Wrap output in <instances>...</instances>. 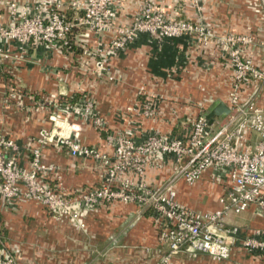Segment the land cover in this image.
Wrapping results in <instances>:
<instances>
[{
    "label": "crops",
    "instance_id": "crops-1",
    "mask_svg": "<svg viewBox=\"0 0 264 264\" xmlns=\"http://www.w3.org/2000/svg\"><path fill=\"white\" fill-rule=\"evenodd\" d=\"M40 1L49 2L18 0L22 7L29 4L32 6ZM134 1H125L126 7L125 10H121L118 23L130 22L124 18L125 16L129 18V15L138 9ZM155 2L163 5L167 3L171 11H179L180 15L183 14L185 17L191 16L208 21L215 33L252 34L258 43H264V0H204L201 11L189 9L183 0ZM0 22H10L9 0H0ZM111 35L112 32H109L107 37ZM246 52L261 65V53L257 46L250 47ZM80 54V51L70 53L67 50H60L52 44L33 45L27 51H20L14 46L12 56L0 63V136L9 135L17 140L21 147L18 156L21 169L30 168L31 153L27 145L36 146L38 143H33L32 139L38 135L41 128H50L52 125L49 117L53 112L54 102L51 99L57 96L76 99L81 94H91L98 98L100 110L105 112L104 114H110L112 134L120 133L126 127L132 126L133 134L138 140L149 133L178 135L192 118L201 112L208 114L219 102H225L230 107L234 71L225 49L205 48L187 37L178 38L173 42H160L143 34L125 51L112 54L108 64L112 68V73L120 79L116 84L112 83L110 89H104L101 80L89 75L90 71L85 66L87 60ZM202 65L207 66L205 71L199 68ZM189 66L190 74L187 71ZM188 81L191 82L192 88H188L186 83ZM202 82H207L203 83L205 91L198 89V83ZM140 86L146 88L144 99L157 95L164 96L165 100L162 101L153 99L159 107L156 117L147 118L140 110H134L132 114L129 112L130 107L139 106L136 99L140 98L141 93L138 91ZM253 88V85H247L243 98H247ZM183 96H189L188 105L177 101L182 100ZM206 98L207 102H204ZM257 103L264 105V92L257 99ZM233 114L234 111L231 110L228 114L216 116L214 128L219 129L226 124ZM130 121H133V124ZM80 140L87 145L97 146L103 152L113 154V145H110L107 138L91 125H83ZM258 140L259 137L254 135L249 144L255 146ZM42 157L45 163L56 166V169L48 174V180L55 186L65 188L71 194H78L83 189L97 187L101 183L103 171L95 169L92 164L94 161L71 156L64 148L52 144L43 148ZM155 161L162 163V166L148 168L144 176V180L152 186L160 185L173 172V158L159 155ZM217 173L220 179L214 178ZM130 176L136 178L133 173ZM230 181L228 170L210 169L193 184L182 179L177 181V198L182 204L193 209L203 212L214 211L220 208V197L226 192ZM21 189L25 192L23 185ZM109 205L111 206L108 208L102 207L91 213L87 224L97 225V220L101 216L124 221L131 212L140 210L139 205L121 200L113 201ZM7 207L0 208L1 248L6 249L13 243L21 245L24 242L29 243L22 246V252L16 256L15 264L84 263L85 253H79L75 257L67 250V242L70 240L69 235L65 233L67 226L52 218L45 207L24 198L17 200L14 207ZM109 209H113L111 213H107ZM226 221L230 226L248 224L252 228L264 230V213L259 212L254 205L239 214L230 213ZM139 225L145 227L149 236L148 243L159 245L157 236L159 232L152 213H144L137 226ZM57 227H61L62 230ZM44 230L50 231L45 233L47 239L42 233ZM250 235L251 233L240 235L231 257L227 260H216L205 253L191 256L186 252H180L172 258L170 264H264V257L250 252L243 246V240ZM75 237L80 238V235L75 234L73 238ZM35 242H43L46 247L48 246L47 250L33 248V245L36 246ZM148 252L139 254L132 252L127 255L131 256V259L127 260L126 264L156 262L159 258L157 253ZM58 256L63 258L58 260ZM116 259H111L106 264H120ZM130 260L133 262H129Z\"/></svg>",
    "mask_w": 264,
    "mask_h": 264
},
{
    "label": "built area",
    "instance_id": "built-area-1",
    "mask_svg": "<svg viewBox=\"0 0 264 264\" xmlns=\"http://www.w3.org/2000/svg\"><path fill=\"white\" fill-rule=\"evenodd\" d=\"M95 1L88 0L87 6L83 7L85 14L80 23L85 25V29L97 27L98 31L104 26V21L116 13L107 9L100 14L95 10ZM75 6L76 3L73 8ZM41 8L40 2L22 7L18 0H9L10 22H0V63L12 56L14 46L20 51H27L33 45L52 44L60 50L75 52L72 42L75 24L62 12L61 2L53 5L47 13ZM151 14L152 8L147 7L139 19V30L149 28L144 20ZM192 28L208 41L209 32L204 28L183 24L181 30ZM89 32L83 29L80 34L88 36ZM215 43L227 49L234 71V85L230 92V108L234 114L226 124L215 129L214 122L210 123L207 114L201 112L178 135L149 133L141 140L136 138L132 126H129L107 137L108 143L115 146V159L112 160L83 144L79 140L80 124L74 123V120L95 115L98 105L85 94H81L78 100L54 97L51 99L54 102L53 112L49 117L51 128L41 130L38 144L32 149L29 169L19 167L18 143L0 136V208L14 205L21 198L33 200L42 203L50 214L69 216L73 223L85 228V216L90 209L121 200L152 208L160 245L167 249L160 255L162 264H170L180 252L191 256L205 253L216 260H227L243 233H251L243 240V246L264 257L263 229L252 228L248 224L230 226L226 221L230 213L239 214L251 205L264 213V105L257 103L264 92V43H258L252 34L236 33L219 35ZM113 44V48L123 49L125 41ZM252 46L259 48L261 65L246 52ZM94 49L97 50L95 59H86V69L98 75L109 73L106 59L96 58L106 53L103 43ZM82 53L92 54L93 50L84 46ZM109 79L118 81L120 78L110 72ZM247 85L254 88L247 98H243ZM153 104V101L147 100L143 106L146 116H155L157 111ZM96 116L100 133L108 130L102 126L105 121ZM254 135L259 140L252 146L249 142ZM49 143L66 148L71 156L96 158L107 166L103 182L78 194L52 186L46 179L50 171L55 170V165L45 163L42 157L43 147ZM8 149L11 153L7 152ZM159 155L173 158V172L163 183L152 186L144 180V176L148 168L162 166L155 161ZM210 169H226L230 175V184L220 197V208L203 212L182 204L177 198V181L182 179L193 184ZM131 173L136 176L135 179L130 176ZM215 176L220 179L218 173ZM21 185L25 192H22ZM72 205H82V208ZM0 264H14V257L7 255L4 248H0Z\"/></svg>",
    "mask_w": 264,
    "mask_h": 264
},
{
    "label": "rangeland",
    "instance_id": "rangeland-1",
    "mask_svg": "<svg viewBox=\"0 0 264 264\" xmlns=\"http://www.w3.org/2000/svg\"><path fill=\"white\" fill-rule=\"evenodd\" d=\"M125 1L126 0H96L95 1V5H94L95 10L98 11L100 14L103 13L104 11H107V9H110L111 11H115L116 13L114 17L110 18L106 22L104 21L103 23L104 26H102V28L98 31H97V27H95L93 30L91 27H88V28L86 27L85 29V25L80 23L81 18L84 17V14H85V10L83 7L87 6L88 0H49V2L43 1V3L40 1V4L42 7L41 9L45 13H47V11L51 10V7L53 5H56L57 3L61 2L62 12L66 14V17L68 18V20H70L71 22L75 24L74 30H73V33L76 34L74 51L75 52L80 51L81 53L80 55H82L83 58L92 59V61L93 59H95L94 53L97 52V50H95L94 47H96L99 43H103V51L104 49H106V53L104 56H98L97 54L98 57L96 58H105L106 62L109 63V60L112 57V54L118 51H125L126 49L129 48V46L137 42L143 34L148 35L149 37L154 38L155 40L160 41V42H164V41L173 42L178 38L187 37V38L193 39L196 43H198L199 45H202L205 48L225 49L227 51L225 47L218 46L215 43L216 38L219 35H222L224 33L213 32L211 28V24H209L208 21H202L201 19H197L196 17H191V16L185 17L183 16V14L180 15L181 12L179 11H175V12L171 11L172 9H169V6H168L169 4L167 5V3L163 5L158 2H155V0H135L134 2L138 6V9H136L134 14L129 15V18L127 16H125L124 18V20H129L130 22L128 23V21H126L124 24H120L117 21H118V18L120 17L121 10L122 9L125 10V7H126ZM183 1H184V4L186 2L189 9L192 8V9L201 11L204 5L203 4L204 0H183ZM75 3H76V6L75 8H73ZM147 7L152 8L151 17L144 20L145 23L147 21L146 25L149 28L141 31L139 30V27H138V24L140 23L139 19L142 18L141 16ZM189 9H187V11H189ZM263 10H264V7H263ZM183 24H186V26L192 25V27L198 26L199 28L206 29V31L209 32L208 41H205L204 35H200L194 28L188 31L181 30V28H183ZM83 29L84 31L86 30L91 31L89 32L88 36H83L82 34H80L83 31ZM109 32H112V35H111L112 37L111 36L107 37ZM122 41H125L123 49L113 48L114 42H122ZM84 46L91 48L93 50V53L92 54L82 53V49ZM199 68L205 71L207 66L202 65ZM107 70L109 71V73L105 72L104 75H98L96 72L94 71L92 72L89 70L90 71L89 75L93 76L97 80H101V83L103 84L104 89H110L112 83L116 84L117 82H119V81L109 79L110 72H112V68L111 66H109V64H108ZM187 71H189V74H190V66L188 67ZM85 76H88V75L85 74ZM186 83L188 85V88L190 87L192 88L190 81ZM203 83L204 82L198 83V89L200 91L206 90L204 84L207 82H205L204 84ZM233 85H234V81H233ZM138 91L139 93H141L140 98L136 99L139 102V106L130 107L129 109L131 108L132 109L129 110V112L132 114L134 110H140V113L143 114L145 117L152 118L150 116H146V114L143 111V106L145 105L146 101L151 100L154 103L153 107L157 111L155 116L153 117H156L159 113V107L158 105L155 104L154 100L155 99L160 100V101L165 100L164 96L157 95L155 96L156 98L146 97V99H144L143 96L146 95L144 94L146 91V88L144 86H140L138 88ZM85 95H87L90 99H92V101H94L96 105L100 106L98 98L91 96V94H85ZM187 97L183 96L182 100L177 99V101H179V103L181 102L183 105H188L190 103V100H189L190 98H187ZM78 99H79V96H77V98L74 100H78ZM107 100L110 102L109 98H107ZM107 100H105L106 103H107ZM204 102H207V98L204 100ZM127 112L125 113V115H127ZM104 113L100 110V107H98L95 115H93L92 117H88V118H81V120H74V123L80 124L81 131L83 129V125H88V126L91 125L98 132H100L99 122L96 116L98 115V117L100 116L101 120L103 119L105 121L102 126L107 127L108 129V130H103L101 135L107 138L111 134L110 117H109L110 114L108 113L104 114ZM133 121L135 120L133 119ZM133 121H130V123L133 124ZM44 128H48V127H43L39 130L38 135H36L34 139H32L33 143L37 142V139L40 136L41 130ZM81 131H80V134H81ZM5 137L13 139L9 135ZM13 140L16 143H18L17 140L15 139ZM79 140H80V136H79ZM51 144L55 145L54 143L45 144L43 148ZM36 146H33L32 144L27 145V147L30 148V153H31L30 156L32 155V149ZM88 146H90V148H94L96 151H99L100 153L107 155L112 160L115 159V146L114 145H113V148H114L113 154L103 152L95 145H88ZM64 149L67 150L66 148ZM7 152L11 153L10 149H8ZM20 153H21V147H20V150L17 156H19ZM81 158L94 161L92 164L95 167V169L97 171L99 170L103 171V177L106 176L107 166H104L101 163H99L96 158L94 159L89 158V157L88 158L81 157ZM55 169H56V166H55ZM46 180L51 183V181L48 180V178ZM101 182H103V180H101ZM51 185L55 186L53 184ZM61 189L66 190L63 187H61ZM37 203L42 205V203L40 202H37ZM107 204L108 205H96L94 206L93 209L89 210V212L85 216V222H86L85 228H81L77 224L73 223V221L70 220L69 216L61 217L59 215L56 216L55 214L49 213L50 216L54 218L57 222L64 223L65 226H67L65 233L66 235H69L70 237L69 242H67V246H68L67 250L73 253L72 255H75V257L78 256L79 253H85L86 258L83 264H96L98 262L102 264H106V263H109L111 259H114V258L116 259V257H119L117 258L118 260L117 259L116 260L119 261L120 264H126L127 260L131 259L130 258L131 256L129 257L127 255H130L132 252H136V253L138 252L139 254L144 251H147V252L150 251L148 253H152V252L157 253L159 258L156 262H153L152 264H162L160 255L163 254L167 250L166 246L160 245V241H159V245L157 246L150 244L151 242L148 243L149 236L146 233L145 227L143 228L140 225L137 226L141 218L143 217L144 213L146 214L152 213V208H150L149 206L141 207L139 205L140 210L138 209V211L136 210L135 212H131L130 215L124 221H117L112 218H108V217L106 218L104 216H101L100 219L97 220L99 224L97 223L96 225V223H94V224L88 225L87 219L91 215V213H93L94 211L102 207L108 208L111 206L109 205V203ZM10 206L14 207V205H8L7 208H10ZM73 206L76 207L77 209L82 208V205H72V207ZM112 210L109 209L107 213H111ZM57 228L61 229V227H57ZM46 232H50V231L48 230L42 231V233H44L43 235L47 239L45 235ZM75 234L80 235V238L75 237L74 239L73 237ZM157 234H158L157 236L159 237V233ZM28 244L29 243L27 242L22 243V245L20 243H13V244H10V246L6 247L7 255L11 254V256L14 257V264L16 263L15 262L16 256L18 255V253L20 254L22 252V246H27ZM34 244L36 246L33 245V248L38 247V249H45V250H47L46 248H48V246L46 247L43 242H35ZM1 247L2 245L0 246V248ZM25 251H28V249H25ZM57 258L58 260H61L63 257L59 258L58 256ZM129 262L132 263L133 261L130 260ZM145 263L146 262L144 261V264Z\"/></svg>",
    "mask_w": 264,
    "mask_h": 264
},
{
    "label": "water",
    "instance_id": "water-1",
    "mask_svg": "<svg viewBox=\"0 0 264 264\" xmlns=\"http://www.w3.org/2000/svg\"><path fill=\"white\" fill-rule=\"evenodd\" d=\"M231 108L225 102H219L208 114L210 123L214 122L215 116L230 113Z\"/></svg>",
    "mask_w": 264,
    "mask_h": 264
},
{
    "label": "trees",
    "instance_id": "trees-1",
    "mask_svg": "<svg viewBox=\"0 0 264 264\" xmlns=\"http://www.w3.org/2000/svg\"><path fill=\"white\" fill-rule=\"evenodd\" d=\"M72 38H73V40H72L73 45L75 46V39H76V34L75 33L72 34Z\"/></svg>",
    "mask_w": 264,
    "mask_h": 264
}]
</instances>
